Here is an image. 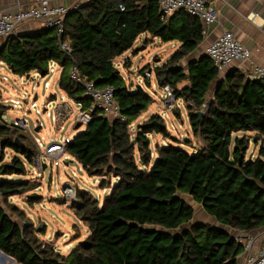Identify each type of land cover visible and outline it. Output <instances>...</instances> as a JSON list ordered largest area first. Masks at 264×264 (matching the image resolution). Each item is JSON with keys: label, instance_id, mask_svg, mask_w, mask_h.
Returning a JSON list of instances; mask_svg holds the SVG:
<instances>
[{"label": "trees", "instance_id": "1", "mask_svg": "<svg viewBox=\"0 0 264 264\" xmlns=\"http://www.w3.org/2000/svg\"><path fill=\"white\" fill-rule=\"evenodd\" d=\"M179 15L178 23L172 16L162 20L157 0L81 1L65 18L63 40L72 52L62 49L55 29L46 27L12 34L0 46V61L18 75L45 77L50 63H58L60 87L88 107L92 101L70 77L77 64L96 86L114 88L124 116L110 119L97 111L67 146L89 175L102 177V188H111L102 203L78 190L72 208L88 235L67 254L41 240L39 229L11 202L39 186L23 178L26 161L33 163L38 155L34 142L26 140L29 133L1 120L0 251L18 264H239L244 246L230 230L264 228V78L250 79L239 69L221 77L207 55L183 68L184 58L203 41L204 26L184 10ZM144 34L181 42L155 70L159 85H170L187 106L201 143L196 148L186 141L195 152L172 142L152 149V135L178 142L160 114L134 126L154 100L127 82L116 59ZM3 113L0 106V117ZM238 132L244 134L234 137ZM251 144H261L258 155H248ZM8 149L14 152L9 161ZM188 196L226 229L195 221ZM37 199L32 194L24 201Z\"/></svg>", "mask_w": 264, "mask_h": 264}, {"label": "rangeland", "instance_id": "2", "mask_svg": "<svg viewBox=\"0 0 264 264\" xmlns=\"http://www.w3.org/2000/svg\"><path fill=\"white\" fill-rule=\"evenodd\" d=\"M146 35H149V40L145 41L143 39V41H140L139 38L132 49L116 60V64L127 82L130 85L131 82H135L132 86L133 88L141 86L154 100L147 110L143 111L134 126L136 128L137 124L142 123L145 119L150 118L154 114H160L165 119L170 135L177 139L178 142L173 141L172 138L166 140L162 135H152V149L155 150L159 145L172 142L188 152H195L201 143L192 132L184 100L179 99L173 108L168 107L164 100L165 92L163 87L159 85L156 75L155 68L166 63L175 51L173 43L165 42L160 37L151 34ZM141 37L144 36L142 35ZM163 53H166V56H163ZM124 59H129L130 64L124 66L123 61H126ZM181 65L186 68L185 63ZM148 69H151L152 72V77L148 79L150 84L145 78V71ZM59 71L61 70L50 73L45 77L32 72L30 77L27 78L26 75L22 76L13 73L5 64H0V106L4 109V113L12 119L23 118L25 117L24 113H26L30 131L26 140L28 143L34 142L37 155L39 151L35 138L44 137L49 141L56 135V132L60 139L66 135L74 138L85 130L84 127H71L69 121L65 124V130L57 131L51 115H47V112L54 114L55 108L63 96L71 101L75 111L79 109L77 103L60 87L61 72ZM46 83L50 84L49 88H46ZM51 95H55V97L50 101ZM16 100L20 103V109L13 107ZM48 101L51 104L48 111L44 112L45 104ZM34 102L37 103L35 108L32 107ZM37 109H40L43 113L37 114ZM40 124L41 128L36 130ZM135 128L132 131H135ZM243 134L244 132H238L234 134V137L242 136ZM187 140H192L196 148L188 145L186 143ZM262 144L264 145V141ZM260 149L261 144H251L248 155H258ZM6 152L7 160L9 161L14 152L10 149ZM26 162L28 171L23 178L28 179L31 184L39 186L31 190L27 195L12 197L11 202L17 204L25 212V218H28L27 221L32 222L39 229L38 237L41 240L52 243L56 250L67 254L79 241L88 235L87 225L77 218L72 208L78 190L89 192L90 195L102 203L111 188L108 185L107 188H102V177L89 175L75 158L69 164H67V161H63L60 166H55L53 161L46 159L47 168H44L43 165L38 166L35 162ZM112 182H114V179H112ZM66 186H71L75 190L76 195H65L64 189ZM32 194L37 195L38 199L33 204L26 203L24 201L25 198ZM187 199L189 198L187 197ZM196 216H200V212L197 209ZM13 218L20 224L24 223L23 219L16 214H13ZM203 221H207V219ZM0 264L14 263L0 255Z\"/></svg>", "mask_w": 264, "mask_h": 264}, {"label": "built area", "instance_id": "3", "mask_svg": "<svg viewBox=\"0 0 264 264\" xmlns=\"http://www.w3.org/2000/svg\"><path fill=\"white\" fill-rule=\"evenodd\" d=\"M89 1V0H86ZM160 8L162 20L168 19L170 16L176 14L180 10H184L188 14L198 17L205 26H210L216 23L219 19V11L217 6L211 0H157ZM17 5L16 10L8 9L0 14V38H7L12 34H16L17 29L26 22L38 21L41 22L43 27L55 29L57 35L61 39V47L67 52H72V47L68 40H63V34L65 32V18L71 11L77 10L80 7V2L73 7H69L54 0H35L32 4L26 3L23 0H15ZM206 55L212 60L213 64L219 70L220 73L225 72L231 68L234 64H239L241 71L250 79H263L264 78V65L252 63L253 50L243 45L238 41L235 35L231 31L224 32L218 39L213 41L206 49ZM250 62L251 66L244 67V63ZM49 74L54 73L57 70L62 71V67L55 61L49 65ZM147 78L152 77L151 70L145 71ZM71 79L82 85L84 88V95L91 101V105L85 107L81 102L77 103L79 109L75 111L71 101L65 96L58 103L55 108L54 114L47 112V115L52 117V120L56 124V130L62 131L66 129L65 124L70 121L71 127L86 128L94 119L97 111H101V114L110 119H124L120 112L119 105L115 100V91L111 86L98 87L94 81L85 78L79 69L77 64H74L70 70ZM46 88L50 87L49 83H46ZM165 92V103L168 107H174L177 102V98L173 93L170 85L163 87ZM52 98L50 99V101ZM50 101L45 104L44 112L48 111ZM37 103H32V107L35 108ZM206 104H204V107ZM14 108L20 109L19 101L14 102ZM37 114H41L40 109L36 110ZM25 117L12 119L5 113L0 117L1 120L10 126H15L24 132L29 133V122ZM41 128V124L39 127ZM58 133L47 141L44 137L35 138V143L38 147V156L34 161L38 166H42L45 160H51L55 166H60L63 161H67L69 164L73 156L68 152L67 146L73 138L66 135L63 138H58ZM65 195L75 196L76 192L71 186H66L64 189ZM245 248V260L244 264H264V246L258 250L254 249V239L246 238L239 239Z\"/></svg>", "mask_w": 264, "mask_h": 264}, {"label": "crops", "instance_id": "4", "mask_svg": "<svg viewBox=\"0 0 264 264\" xmlns=\"http://www.w3.org/2000/svg\"><path fill=\"white\" fill-rule=\"evenodd\" d=\"M23 1L26 3L32 4L35 0H23ZM81 1H84V0H54V2H58L60 4H63L69 7H73L75 6V4H78ZM211 1L218 8L219 19L213 25L205 26L206 32L204 33L203 41L198 45V47L193 52L187 55L182 62L183 64L184 63L186 64V68L190 62L195 61L202 56H205L207 47L213 41L218 39L226 31H231L235 35L238 41H240L243 45L253 50L252 61H251L252 63L264 65V0H211ZM8 9H12V10L17 9L15 0H0V14L3 11L8 10ZM179 16H180L179 12L172 15L173 17L172 19L174 20L175 23L179 22ZM42 27H43L42 23L38 21L26 22L22 24L15 33L19 34L22 32H32ZM143 36L144 37H140L139 39L140 41H143V39L145 41L149 40L148 39L149 35L144 34ZM4 41H5V38H0V46L4 43ZM169 42L173 43V46L175 49V51L173 52L174 54L180 47L181 42L176 41V40L169 41ZM163 56H166V53H163ZM124 60L127 61V62L123 61L124 66L130 64L129 59H124ZM0 64L3 65L5 63L0 61ZM250 66H251L250 62L244 63L245 68L247 67L249 68ZM233 69L241 70L239 67V64L236 63L231 68L226 70L225 72L220 73V76L225 77V75L230 70H233ZM59 72L62 73V71H59ZM134 84L135 82H131V86H133ZM182 85H184V83L180 84V86ZM148 119L149 118L145 120H148ZM188 198L189 199L187 200L191 204H193L195 208V215H194L195 221L209 223L216 227H224L222 224H220L217 221L215 217L210 216L204 210L201 204L195 203L189 196ZM196 209L200 212L199 217L196 216ZM206 219L207 221H203ZM230 231L233 234V236L236 237L238 240L240 238L242 239H246L248 237L253 238L255 250H258L264 246V228H260L254 231H246V232L237 231V230H230ZM244 233L245 234L247 233L248 236L244 237ZM0 255H2L1 252H0ZM244 260H245V248H244L243 253L238 257V263L244 264ZM13 263L18 264L16 261H13Z\"/></svg>", "mask_w": 264, "mask_h": 264}, {"label": "water", "instance_id": "5", "mask_svg": "<svg viewBox=\"0 0 264 264\" xmlns=\"http://www.w3.org/2000/svg\"><path fill=\"white\" fill-rule=\"evenodd\" d=\"M176 67H177V65H176ZM26 76H27V78H29V77H30V74H27ZM77 127H80L79 124L77 125ZM38 129H39V128H37L36 130H38ZM18 141H19V140L16 139L17 144L20 145L21 143H19ZM21 145L23 146V144H21ZM43 167H44V168H47V164L44 163V164H43ZM219 228H220V229H226L225 227H219ZM247 236H248V234H247V233H246V234L244 233V237H247ZM0 252H1V254H2L5 258H8V259H11L12 261H15L14 258L8 256L7 254H5V253L2 252V251H0Z\"/></svg>", "mask_w": 264, "mask_h": 264}]
</instances>
